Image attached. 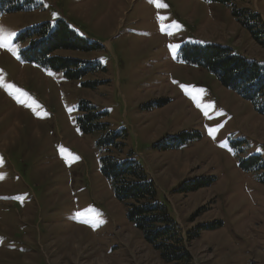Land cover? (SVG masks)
Segmentation results:
<instances>
[{
  "label": "rangeland",
  "instance_id": "rangeland-1",
  "mask_svg": "<svg viewBox=\"0 0 264 264\" xmlns=\"http://www.w3.org/2000/svg\"><path fill=\"white\" fill-rule=\"evenodd\" d=\"M159 2L166 7L0 0V35L15 33L16 53L0 47V82L26 93L18 101L0 87V264H165L128 223L102 175L106 131L81 130V102L119 135L123 146L110 155L129 157L154 183L188 264H264V169L240 168L252 156L264 163V117L181 51L219 45L264 67V46L232 14L248 10L264 24V0ZM58 20L100 47L53 53L83 62L79 78L21 59L28 47L21 36ZM195 180L204 186L179 192Z\"/></svg>",
  "mask_w": 264,
  "mask_h": 264
},
{
  "label": "trees",
  "instance_id": "trees-1",
  "mask_svg": "<svg viewBox=\"0 0 264 264\" xmlns=\"http://www.w3.org/2000/svg\"><path fill=\"white\" fill-rule=\"evenodd\" d=\"M223 3L235 0H221ZM235 21L245 30L259 46H264V24L259 16L248 10L232 11ZM21 40L28 41V47L22 51L23 62L35 64L40 68L52 71H65L68 79H76L85 74L87 69L79 60L51 57L57 51L88 52L99 49L77 37L63 20L54 26L43 23L26 31ZM183 59L194 66L202 67L216 77L226 89L236 92L242 99L253 104L256 113L264 117V67L247 61L243 56L234 53L227 47L219 45H192L182 48ZM81 119L78 120L84 133L106 131L105 139L99 145L107 150L101 160V172L110 183L115 200L125 209L128 223L137 230L142 240L158 254L165 264H188L189 255L180 237L178 226L168 217L165 208L155 201L156 187L145 170L127 157L122 161L112 157L110 150L120 151L122 143L117 142L118 134L107 130L106 124H99L103 114L94 112L89 104L81 102ZM86 105V106H85ZM240 168L249 172L263 170L264 163L259 157L252 156L242 161ZM204 186L203 180L184 184L186 189L180 193L196 192ZM204 228L206 225L198 228ZM194 238L197 236V229ZM187 242L191 241V236ZM183 262V263H182Z\"/></svg>",
  "mask_w": 264,
  "mask_h": 264
},
{
  "label": "snow or ice",
  "instance_id": "snow-or-ice-1",
  "mask_svg": "<svg viewBox=\"0 0 264 264\" xmlns=\"http://www.w3.org/2000/svg\"><path fill=\"white\" fill-rule=\"evenodd\" d=\"M150 2L156 4L157 7H160V8L166 7V5L160 3L159 0H150ZM158 19L163 20L165 18L164 17H158ZM173 26H176V25L173 24ZM161 31H165V28L162 27ZM2 32H3V30L0 29V33H2ZM13 36H15V33H11V32L7 33L6 36L0 35V47H7L8 50L11 51L13 53V55H15L16 54L15 50L11 46V39H12ZM0 87H3V88L8 89V90H11L10 94H17V100L18 101H19L20 96L26 95V93H24L21 89L17 88L13 84H6V83H3V82H0ZM185 89L187 90L186 86H185ZM192 99L194 101H196L197 104L199 105V100H198L197 96L193 95ZM211 106L212 105L209 104L207 107H211ZM205 115H208L206 110H205ZM215 131H216V128H212V129L209 130L210 134L214 133ZM62 151H63V149H62ZM78 215H81V214H78Z\"/></svg>",
  "mask_w": 264,
  "mask_h": 264
}]
</instances>
